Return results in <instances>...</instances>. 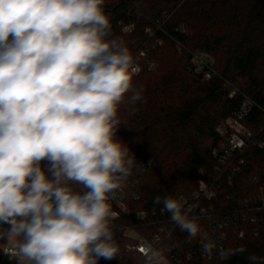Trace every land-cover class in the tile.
<instances>
[{
	"label": "clouds",
	"instance_id": "9594fccd",
	"mask_svg": "<svg viewBox=\"0 0 264 264\" xmlns=\"http://www.w3.org/2000/svg\"><path fill=\"white\" fill-rule=\"evenodd\" d=\"M104 3L0 0V225L9 226L0 247L18 264H98L120 254L110 201L135 157L116 139L117 113L129 93L131 103L142 97L132 84L139 68L112 36ZM153 202L189 237L202 235L177 199ZM139 252L143 264H161L151 244Z\"/></svg>",
	"mask_w": 264,
	"mask_h": 264
},
{
	"label": "trees",
	"instance_id": "16d2710c",
	"mask_svg": "<svg viewBox=\"0 0 264 264\" xmlns=\"http://www.w3.org/2000/svg\"><path fill=\"white\" fill-rule=\"evenodd\" d=\"M104 10L112 36L123 41L140 68L132 84L142 99L131 103L129 93L118 109L116 139L135 163L123 183L126 212L111 225L120 254L98 264H143L144 257L128 249L136 239L125 232L133 227L150 238L159 231L162 216L150 214L163 208L154 204L157 196L193 203L191 218L202 233L191 238L177 226L159 246L169 258L166 264H251V255L264 264V209H257L264 206V0H105ZM198 52L214 60L210 79L190 66ZM244 103L250 109L241 122L253 137L228 166L219 162L225 142L217 127ZM41 167L47 171V162ZM201 183L215 196L204 197ZM142 211L149 214L145 220L136 217ZM228 217L237 227L228 223L220 230L226 233L224 253L246 251L203 257L200 241ZM177 252L180 261L171 259Z\"/></svg>",
	"mask_w": 264,
	"mask_h": 264
},
{
	"label": "built area",
	"instance_id": "2783aa9c",
	"mask_svg": "<svg viewBox=\"0 0 264 264\" xmlns=\"http://www.w3.org/2000/svg\"><path fill=\"white\" fill-rule=\"evenodd\" d=\"M190 66L196 73L199 74L201 73L206 79H210L216 73L214 68V60L209 55L202 52H198L193 56ZM249 109H250V105L244 103L234 117L229 118L218 125L217 132L224 139L225 142V149L219 157V162L231 166L232 165L231 160L232 159L234 160L235 157L238 158V156H240L244 152V149L249 145L250 141L252 140L253 137L252 133L241 122V120L244 117H246L247 114L249 113ZM243 163L244 160L240 159L239 164H243ZM200 193L207 198H211L215 196V191L208 188L205 183H201ZM200 193H197L195 195L196 199L200 197ZM125 195H126V191L124 187H122V189L117 192L116 197L110 201L111 209L113 213H115V216L110 221V226L113 224V222L116 219L119 218L121 212H126ZM179 202L185 208L191 209L189 215L190 218L193 217L195 214L194 204L184 199H180ZM162 209L160 210L153 209L152 212L150 213L153 216L160 214V216H162L163 218V226L159 228V231L157 233L152 234L150 238L131 237L133 239H136L135 242L131 243L128 246V249L131 250L133 253L141 255V253L139 252V248L143 244H151L155 249L159 250V246L163 242V240L171 238L173 230L177 227V225L170 220V217L167 215L168 213L166 211H163ZM257 209L262 210L264 209V206L263 207L259 206ZM148 215L149 214L147 212L142 211V212H138L136 214V217L139 220H145L147 219ZM201 215L202 216L204 215V211H201ZM254 221L255 219H252V222ZM228 223H232L233 226L237 227V221L233 217H228L227 220H225L223 223L219 222L214 226V232L210 236L202 238L199 246L203 257L212 258L218 256L221 258V254L224 253V249H225L224 244H225L226 233L223 231L221 232L220 230ZM0 229H1V225H0ZM128 230L136 231L133 227H128L126 229V232ZM126 232L125 235L128 236ZM243 235H244V231L240 230V236L242 237ZM188 241L189 240H187V242ZM205 245L209 246L210 251H205ZM166 252H169V249H166ZM161 254H162L161 260H164V262H161V264L168 263L169 258L166 256V254L162 252ZM3 255L11 257L10 255L5 254L4 251H3ZM171 259H173L174 261H180L181 257L179 252H177L176 254H172ZM15 264H18L17 260L15 261Z\"/></svg>",
	"mask_w": 264,
	"mask_h": 264
},
{
	"label": "crops",
	"instance_id": "0c3cea01",
	"mask_svg": "<svg viewBox=\"0 0 264 264\" xmlns=\"http://www.w3.org/2000/svg\"><path fill=\"white\" fill-rule=\"evenodd\" d=\"M2 227H3V229H2ZM8 227H9L8 225H1L0 230H5ZM6 243H7V241L5 238H0V245H4ZM0 248L3 249L2 247H0ZM16 260H17L16 258L3 255L2 258L0 259V264H15Z\"/></svg>",
	"mask_w": 264,
	"mask_h": 264
},
{
	"label": "rangeland",
	"instance_id": "374dc122",
	"mask_svg": "<svg viewBox=\"0 0 264 264\" xmlns=\"http://www.w3.org/2000/svg\"><path fill=\"white\" fill-rule=\"evenodd\" d=\"M126 234L130 237L141 238V235L137 231L128 230ZM161 262H164V260H161Z\"/></svg>",
	"mask_w": 264,
	"mask_h": 264
}]
</instances>
